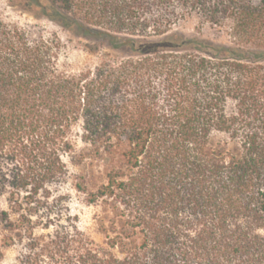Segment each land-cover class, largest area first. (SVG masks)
Returning <instances> with one entry per match:
<instances>
[{"label": "trees", "instance_id": "16d2710c", "mask_svg": "<svg viewBox=\"0 0 264 264\" xmlns=\"http://www.w3.org/2000/svg\"><path fill=\"white\" fill-rule=\"evenodd\" d=\"M52 2L131 54L72 72L58 36L0 11L4 245L23 238L24 264H264V0ZM193 16L230 45L171 34ZM66 186L100 209L102 243L64 227Z\"/></svg>", "mask_w": 264, "mask_h": 264}, {"label": "rangeland", "instance_id": "374dc122", "mask_svg": "<svg viewBox=\"0 0 264 264\" xmlns=\"http://www.w3.org/2000/svg\"><path fill=\"white\" fill-rule=\"evenodd\" d=\"M55 10L57 7L52 0H0V11L5 20L25 28L33 38L58 36L62 41L61 63L72 72L95 67L101 62L103 52L110 51L118 56L131 54L128 48L112 50L108 41H104L105 46L102 47V35L86 34L76 23L66 27L59 21L53 20L51 15L56 12ZM171 34H176L185 40L199 39L207 45H230L225 29L202 24L197 16L176 24ZM85 152L92 158H89L88 169L91 172L102 170V160L96 156L95 152L90 150ZM70 168L76 176L82 175L80 167L70 164ZM66 192H69L71 197L68 200L69 212L67 211L68 217L66 216L63 222L64 227L77 228L97 243H102L103 237L97 223L100 209L88 205L85 202V195L75 191L72 186H66ZM0 208H9L5 198L0 200ZM43 233L46 234L48 231L37 230V235ZM26 245L27 242L18 236L17 241L4 245V235L0 232L2 249L0 264H24Z\"/></svg>", "mask_w": 264, "mask_h": 264}]
</instances>
